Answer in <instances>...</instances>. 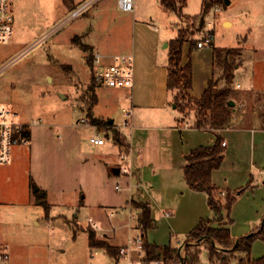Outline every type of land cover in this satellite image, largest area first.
Returning a JSON list of instances; mask_svg holds the SVG:
<instances>
[{
    "label": "rangeland",
    "instance_id": "374dc122",
    "mask_svg": "<svg viewBox=\"0 0 264 264\" xmlns=\"http://www.w3.org/2000/svg\"><path fill=\"white\" fill-rule=\"evenodd\" d=\"M89 1H11L14 35L9 43L0 44V109H10L17 113L18 121L35 125L31 143L15 146L12 150L15 161L0 165V247L10 253L13 264H130V259L135 262L141 260L135 251H131L130 257H124L120 251L121 259L119 263L116 262L106 251L90 247L88 231L95 230L90 218L97 221L103 216L104 224L99 226V232L104 234L107 229V232L116 231L117 244H128L142 234L141 229L131 228L130 223L135 222L136 212L132 211L130 215L128 208L123 210L119 207L124 204L130 188L137 192L136 185L140 181H132L125 175L116 177L112 182L102 181L99 172L94 171L91 159L78 161L70 157L72 137L76 135L79 141L82 138L87 141L94 135L92 128H84L79 123L82 117L88 116L90 94L92 88L96 87L91 86L92 66L88 62V54L123 53L132 45L133 20L147 23L149 28H157L163 34L167 32V37L171 39L178 35L179 30L189 37L188 42L205 40L212 35V44L207 48L215 57L214 82L218 88L228 85L224 77V64L226 60L235 62L234 69L238 70H234L230 85L232 97L234 101L239 100L240 112L258 120L254 124L256 127L264 124V0H230V4L226 0H207L209 7L206 9H209L205 11L203 23L200 17L193 16L204 12V0H187L182 13L179 10L180 0H174L177 12L163 9L161 0H136L135 13L121 12L117 7L118 0H98L80 17L69 21L72 12ZM215 5L220 10L215 11ZM83 44L89 48L88 53L82 49ZM148 45L151 52V41H148ZM233 49L239 53L230 56L228 53ZM160 52L164 51L160 49ZM191 61L194 62L193 58ZM107 63L110 64L111 60H107ZM237 83L242 89L237 87ZM251 85L255 89L252 93L247 92ZM98 88L99 101L94 107L95 114L108 124L112 120L115 126H123L128 119L124 110L131 107L125 98L113 94H121V90L125 89ZM144 90L148 98L158 96L152 84ZM239 93L242 95H237ZM169 100L174 102L170 92ZM182 116L191 125L197 118L196 109ZM151 117H154L153 114ZM142 118L147 123L149 116ZM104 125L105 128L108 126ZM135 125H138L137 121ZM124 131L129 133L128 129ZM150 133L152 139L158 142L157 136L160 134L156 130ZM180 136L176 140L174 137L169 145L175 152H172V176L166 179L156 177V184L151 181L150 194L148 187V192L144 188V197L154 208L157 225L148 231L147 240L158 244V253L163 254L165 246H172L178 248L181 257L185 256L186 245L192 244L193 251L200 253L198 264H239L242 254L229 256L222 261L218 255L212 257L206 245L200 246V241L187 240L200 220L213 218L214 213L208 205L206 193L191 196L186 192L187 181L180 166L186 163V159L179 160V153H184V142L189 139ZM191 139H197L200 143L216 141L208 132L196 133ZM158 144L154 147V159L156 154L164 152L161 147L167 146L163 140ZM232 147L233 153L213 174L215 184L225 190L241 186L246 188L251 172L259 180L258 185L249 188L232 208L231 232L238 240L252 233L253 221L258 227L264 218L261 216L264 212V163L262 169L249 170L252 167L248 151L235 149V142ZM235 164L248 166L243 171L246 177L241 178ZM176 166L179 173H176ZM55 169L60 170L62 177L58 184L69 192L75 191L77 199L85 195L84 191L90 192L94 185H101L110 201L99 204L95 198L99 194L95 191L91 192L92 199L88 200L96 206L107 205L104 206L106 208L101 207V211L81 208L78 212L73 192L63 198H55ZM85 171H92L90 182L77 184L80 180L78 174ZM117 185H120L122 192L116 191ZM36 188L40 190L36 191ZM48 190L51 194L47 193ZM219 192V197H226L222 191ZM55 199L58 204H55ZM134 201L141 202L139 199ZM110 208L124 211V215L108 216ZM166 210L173 212L169 219L163 214ZM256 212L259 213L257 216ZM225 215L228 217L227 212ZM226 221L227 218H224L223 222ZM145 239L144 236V242ZM123 247L126 246L120 249ZM216 247L220 249L218 245ZM251 255L253 259L264 256L263 240L254 242ZM159 259L163 260L164 257L161 255ZM143 260L145 264H151L147 262V251Z\"/></svg>",
    "mask_w": 264,
    "mask_h": 264
},
{
    "label": "crops",
    "instance_id": "0c3cea01",
    "mask_svg": "<svg viewBox=\"0 0 264 264\" xmlns=\"http://www.w3.org/2000/svg\"><path fill=\"white\" fill-rule=\"evenodd\" d=\"M161 5L163 9H166L167 11H171L162 3V0H161ZM117 7H118V4H117ZM124 13H128V12H124ZM131 13H135V11ZM197 16H193V18ZM132 27H133L132 45H130V47L125 49L123 53L100 54L99 52H95L93 54V56L95 54L102 55L105 63H107V60H111V56L116 55V54H126V55H132L134 57L135 77H134V83H133L132 88L121 90L122 91L121 94H113L114 96H119V98H125V101L129 102L128 104L131 108L126 109V110L130 112L128 119H127V121L130 122V126L126 127L124 123H123V126L121 127L115 126L114 121H112L105 128L104 127L105 120L97 116L93 109L94 117L102 120L104 123L102 125H96L91 121L90 117H89L91 121L90 125L86 126L84 124H81L80 120H79V123L84 128H89V129L92 128L94 134H99L100 136L104 137L106 139V144L100 147L93 146L88 142V140L86 141V139L84 138H82L79 141L77 136L75 135L74 137H72L73 146L70 148V157L78 161L80 160L90 161L91 159L93 162V165L90 162H87V163L92 165L96 173L99 172V179L102 181L106 180L108 182H112L113 179H115L116 177L120 178L123 175H125L126 177H130L121 172V168H123L124 166L131 170V172L134 174V177L130 178V180L134 181L136 179L137 181H140V183L137 184V187H138L136 188L137 192H135V189L134 190L132 188L129 189L130 193H128V195L125 196L124 204H121L119 207L123 210H125V208H128L130 215L132 211L136 212L135 222H131L130 224H131V228H136L139 230L140 228H139L138 219L140 215V209L134 207L133 202L134 200L139 199L141 202L147 203L149 207L151 208L152 217L156 222L155 215H154V208L151 206L150 201L144 197L145 196L144 188H146L147 190V187H148L149 194H150L152 193V190L150 189L152 187L151 181H153L154 184H156V181H155L156 177L158 178L161 177L162 179H166L167 177L172 176L173 174L172 161H174L172 152L174 151L170 149L169 145L172 144V139L174 137L176 140L179 137H181L180 135H182V137H185V138L187 137L189 139V141L186 140L184 142L185 151L184 153H179V160H182V159L185 160L186 155H188L195 148H198L200 146L213 145L215 141H212V143H210L211 141L210 142L208 141V143H200V141L197 139L196 140L191 139V137L195 136L196 133H207L208 132L212 135V137H214V140H216L217 135H220L222 137L223 142H226V145L223 146L225 148L223 163L226 157L233 153L234 149L232 146L235 142V149L237 148L246 149L248 151L247 155H249V157L251 158L250 162H251V167H252V168H249V170L251 169L259 170V169H262L261 167L263 166V163H264V160H263L264 159L263 158L264 157V125L261 124L259 127L258 126L256 127L254 124L258 122L257 119L252 118V115L250 114H244L240 112V109H239L240 102H238L239 100L237 99L235 101L233 100L235 102V105H234L235 111L232 116V120L230 124L227 126V128L220 129L217 132H214L210 130L196 129L194 127V122L190 125V123H188L189 121H186L187 119L185 120V118L182 116V113L179 112V110L176 111L177 110L176 105H174V103L169 100V92H170L168 90L169 46H170V42L178 37L180 30L178 31V35L175 38L171 39V37L170 38L167 37V34H168L167 32L163 34L157 28L156 29L149 28L147 26V23H144V22L133 20ZM152 30H154V32ZM148 41H151L152 43L151 52H150V46L148 45ZM188 41H189V37H187V40L183 44L182 60H181L180 67L183 68L188 63L190 62L192 63L193 80H192V87L189 93L192 98L200 99L202 97L203 92L209 86L210 80L214 79L216 76L215 61H214L215 57H213L212 51L209 48H207V46L203 48H198V47L192 46V41L190 42ZM160 49H162L164 52L161 53ZM188 57L190 58V61L188 60ZM192 58L194 62L191 61ZM92 71H93V66H92ZM151 84L154 86V88L158 92L157 97L152 95L151 98L150 97L148 98V96L145 94V90H144L145 87ZM98 87H97V93H96L97 96L101 88V87L100 88ZM237 87L239 89H242L239 83H237ZM254 90H255L254 87L251 85L247 89V92L249 91L250 93H252V91ZM237 95L241 96L242 94L239 93ZM98 101H99V97H98ZM135 111H136V116H137L136 120H135ZM175 113H179V114H176L175 116ZM152 114L154 117H151ZM141 115L142 117L144 115L149 116V118L147 119L148 120L147 123L143 122L144 120L141 117ZM168 120H171V121H168ZM135 121L138 122L137 126L135 125ZM176 121H177V124H176ZM24 124L28 128V133H29L28 143H31L33 131L35 130V125L32 126V124L30 123H24ZM188 124L190 125L189 127H188ZM74 128L77 129L76 127ZM126 129L129 130V133H126L124 131ZM155 130L160 134L159 136H157L158 142L163 140V143H167V146L161 147L164 152L161 154L160 153L156 154V159H154V147L159 144L158 142H156V140L152 139L151 137L152 134L150 133V131H155ZM116 132L117 134L120 135V140L118 142L115 140ZM231 134L232 136H230ZM87 136H89V134ZM86 143H88V146ZM122 154H125L129 160L127 159L126 161L122 162L121 161ZM14 158L15 157L13 156L12 157L13 162L15 161ZM223 163L221 167L223 166ZM185 164L186 163L183 162L180 165L182 170H184L183 166ZM177 166L175 170H176V173H179ZM235 167H236L237 172H241L242 179L247 176V175L244 176L243 171L244 169L247 170L248 166L241 165V164L240 165L235 164ZM220 168L215 170L214 172L219 171ZM116 170H119V172H116ZM213 174H212V177H213ZM182 175L184 177V172L182 173ZM248 176L250 177V180L247 183L246 188H242V186L241 187L233 186L234 188L232 190L231 189L225 190V189L219 188V186L215 184L214 179H213V182L215 186L217 187V189L219 191H222L223 195H227V193H229L235 196L236 201H238L249 190V188L253 189L255 185H258L257 183L259 182V180L257 179L256 175L253 172L248 174ZM92 177H93L92 171L91 172H87V171L81 172L77 176V178L80 179L77 181V184H81V182L87 184L90 182L89 180ZM61 178L62 177H60V170L55 169V198L56 196L58 198H63L67 195V193L73 192L72 197H73V201L75 202V205L77 206L78 212L80 211L81 208H89L90 210L93 209L92 211H101L102 209L101 207L107 206V205L96 206L94 205L93 202H90L88 199H92L91 192L94 193L95 191L96 194H99L98 196H95V198L99 200L98 201L99 204L100 203L104 204L105 200L110 201V198L108 199V195L102 191L101 185L99 184L94 185V188H92V185H91L90 187L92 188V190L90 189L91 190L90 192L84 191L85 195H83L80 199H77L76 198L77 193L75 191L69 192L67 189H65L64 187H61L60 184H58ZM142 182H145V184L144 183L142 184ZM262 182L264 183V180ZM186 185L188 188L186 192L189 195L191 196L199 195V194L203 195L202 192L192 191L189 188L187 183ZM240 188L242 189L239 190ZM139 189L141 190L139 191ZM48 191L49 192L47 193L51 194V191L50 190ZM116 191L118 193L122 192L118 190ZM146 192H148V190ZM117 198H120V197L118 196ZM54 202L55 204H58L56 199ZM94 209H97V210H94ZM116 210L117 209L110 208L108 210L109 211L108 216L111 215V217H117L118 216L117 214L124 215L123 214L124 211L123 212L121 211L122 212L121 213ZM163 214L165 218L167 219L173 216V212L169 210L164 211ZM258 214L259 213L256 212V216ZM261 214H262L261 216L263 217L264 212H262ZM90 219H92V221H90L92 223L91 226L95 229L94 231L98 239L103 238L108 243H110L112 246L119 248V249L120 247L127 245V243H123L122 245L116 243L117 242V238L115 234L116 231L107 232L108 231L107 229V231L104 234H101L99 232L101 230L99 226H101V223L104 224L103 216H101L100 219H98L97 221H96V218H93V217ZM251 220H254V219H251ZM255 222L253 221V224H254L252 228L253 230L255 229L254 226L256 227ZM229 227L231 230V226ZM250 231H251V228H250ZM232 237L235 240H237L233 235ZM241 238L243 237H240V239ZM203 240H206V239H203ZM149 243L154 244V245L156 244L154 242H149ZM185 243L186 242H184V244ZM156 245L158 246V244ZM159 254L161 253L159 252Z\"/></svg>",
    "mask_w": 264,
    "mask_h": 264
},
{
    "label": "trees",
    "instance_id": "16d2710c",
    "mask_svg": "<svg viewBox=\"0 0 264 264\" xmlns=\"http://www.w3.org/2000/svg\"><path fill=\"white\" fill-rule=\"evenodd\" d=\"M206 1L204 0L203 3L204 12L197 16L200 17L202 23L206 13L205 11L209 9H206L209 7ZM179 2V10L182 12L183 8L187 6V0H180ZM162 3L171 11L177 12L178 8L174 0H162ZM187 37L184 31L180 30L178 37L170 42L168 90L173 95V103L179 112L188 114L194 108L196 109L197 118L194 123L196 129L217 132L220 129L227 128L235 111V107L229 104L230 100H234L232 97L233 90L230 85L234 79L235 62L226 60L224 64V77L228 85L223 88H218L214 79H212L200 99L192 98L189 93L193 80L192 63H188L183 68L180 67L182 48ZM197 43L198 41L192 40V46L198 47ZM81 47L87 53L89 52V48L84 44ZM235 53H239V51L233 49L228 54L231 56V54ZM93 59L94 56L88 54V62L91 66H93ZM91 81V86L93 87L95 85L96 87L92 88V93L90 94L91 103L88 106V117L91 118L94 124L102 125L104 122L95 118L93 115V109L98 102L95 89L99 85L95 82L93 76H91ZM105 124L109 125L107 122ZM115 140L117 142L120 140V135L117 132L115 133ZM222 143V137L217 135L213 145L195 148L185 157L186 164L183 167L184 177L189 188L195 192L206 193L208 195V205L214 213L213 218L200 220L198 225L188 235L187 240L200 241V246L206 245L212 257L218 255L222 261H225L229 256H235L239 253L242 254L239 257V264H264V257L253 259L251 255L254 242L258 239L264 241V225L263 227L260 225L255 228L250 236L241 238L236 247H234L236 240L232 237L229 226L232 224L230 214L236 202V197L229 193H227L225 198L219 197L220 192L215 186L212 177L213 172L221 167L224 160L225 148ZM133 206L141 211L138 219L139 227L142 235L146 237L147 262H152L161 255L158 253L159 247L147 241V233L156 228V222L152 217L151 208L147 203H136L134 201ZM226 212L228 213V217L225 215ZM224 218H227L226 222H223ZM202 238L207 239L202 240ZM89 245L91 248L105 250L116 262H119L120 249L112 246L106 240L97 239L95 231L91 229H89ZM192 247V244H187L185 247V256L181 257L178 253V248L165 246L162 254L164 263L181 264L182 258H184V264H198L200 253L193 251ZM232 247L234 248L231 249Z\"/></svg>",
    "mask_w": 264,
    "mask_h": 264
},
{
    "label": "built area",
    "instance_id": "2783aa9c",
    "mask_svg": "<svg viewBox=\"0 0 264 264\" xmlns=\"http://www.w3.org/2000/svg\"><path fill=\"white\" fill-rule=\"evenodd\" d=\"M11 1L12 0H0V44L9 43L14 35V16L11 11ZM98 0H90L89 2L82 5L80 8L75 9L71 16L68 18L69 21L80 17L86 12V10L94 5ZM219 0H217L218 2ZM118 8L122 12H134L136 0H118ZM215 11L220 10L217 5L213 7ZM212 44V35H208L205 40H200L197 43L198 48H203ZM92 76L95 82L99 86L117 88V89H127L132 88L135 77L134 69V57L132 55L126 54H116L111 56V63H105L103 56L100 54H95L93 59ZM239 87V85H238ZM128 116L129 111L124 110ZM17 113L10 109L1 108L0 109V165H7L12 161V150L15 146L25 145L29 142L28 128L27 126L16 119ZM80 123L86 126L91 124L90 118L85 116L80 119ZM124 125L126 127L130 126L129 121H125ZM88 142L93 146H104L106 144V139L99 134H94L89 137ZM226 142H223V146ZM128 158L125 154L121 155V161L124 162ZM129 160V159H128ZM125 164V163H124ZM121 172L134 177V174L129 168L125 166L121 168ZM137 187V185H136ZM138 188V187H137ZM116 190L121 191L120 185L116 186ZM92 221V219H90ZM121 254L124 257L131 256L132 252L135 251L141 258L137 262L130 259V264H145L144 257H146L144 236L142 234L137 235L135 238L129 241L126 247H123ZM96 253V252H95ZM128 258V257H127ZM0 264H13L11 262L10 253L5 249L0 247ZM151 264H165L164 260H154Z\"/></svg>",
    "mask_w": 264,
    "mask_h": 264
},
{
    "label": "water",
    "instance_id": "95a60500",
    "mask_svg": "<svg viewBox=\"0 0 264 264\" xmlns=\"http://www.w3.org/2000/svg\"><path fill=\"white\" fill-rule=\"evenodd\" d=\"M226 3L227 4H230L231 2H230V0H226ZM229 104L231 105V106H234L235 105V102L233 101V100H230L229 101ZM110 122H112V120L110 121ZM116 172H119V170H116ZM36 191H38V188H36ZM263 225H264V218H263V220H262V223H261V227H263ZM251 234H248L247 236H250ZM203 239H207V238H202V240ZM239 241H240V239H238V240H236V243H235V246L234 247H236V245L239 243ZM212 243L214 244V245H216L217 246V244L214 242V241H212ZM233 247V248H234ZM232 248V249H233ZM182 263L184 264V258H182Z\"/></svg>",
    "mask_w": 264,
    "mask_h": 264
}]
</instances>
